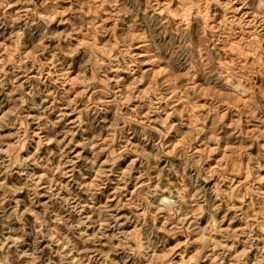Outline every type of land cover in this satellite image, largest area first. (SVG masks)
I'll return each mask as SVG.
<instances>
[{
	"label": "rangeland",
	"instance_id": "1",
	"mask_svg": "<svg viewBox=\"0 0 264 264\" xmlns=\"http://www.w3.org/2000/svg\"><path fill=\"white\" fill-rule=\"evenodd\" d=\"M164 263L264 264V0H0V264Z\"/></svg>",
	"mask_w": 264,
	"mask_h": 264
},
{
	"label": "bare ground",
	"instance_id": "2",
	"mask_svg": "<svg viewBox=\"0 0 264 264\" xmlns=\"http://www.w3.org/2000/svg\"><path fill=\"white\" fill-rule=\"evenodd\" d=\"M257 35H258V34H257ZM253 36H254V35H253ZM255 38H256V37H255ZM142 53H143V52H142ZM141 55H142V54H141ZM142 56H143V55H142ZM144 56H145V55H144ZM152 59H153V58H152ZM150 60H151V59H150ZM147 63H148V62H147ZM248 83H249V82H248ZM249 84H250V83H249ZM247 85H248V84H247ZM243 86H244V85H243ZM245 87H246V86H245ZM236 88H240V87H236ZM249 88H250V87H249ZM244 89H246V88H244ZM246 90H247V89H246ZM236 91H237V90H236ZM243 91H244V90H243ZM245 92H246V91H245ZM249 92H250V91H249ZM179 100H180V99H179ZM235 165H236V164H235ZM238 165H239V163H238ZM238 165H237V166H238ZM245 176H246V175H245ZM245 179H246V178H245ZM245 179H244V180H245ZM239 184H240V183H239ZM240 185H241V184H240ZM169 192H171V191H169ZM177 192H178V191H177ZM179 194H180V193H179ZM172 199H174V198H172ZM178 199H179V198H178ZM164 200H166V197H164V196H159V198H158V202H162V201L164 202ZM168 200H169V199H168ZM169 201H170V200H169ZM171 201H172V200H171ZM171 201L169 202V204H170V205H174V204H171V203H173L174 201H173V202H171ZM166 202H167V201H166ZM166 204H167V205H166ZM163 205L168 206V203H165V204H163ZM158 206H159V205H158ZM161 207H162V206H160V208H161ZM169 207H172V206H169ZM169 207H167V208H169ZM164 208H165V207H164ZM173 208H175V207H173ZM165 209H166V208H165ZM171 209H172V208H171ZM174 212H175V211H174ZM167 215H168V214H167ZM169 215H170V214H169ZM169 215H168V216H169ZM171 215H172V214H171ZM173 215L176 216L174 213H173ZM168 216H167V217H168ZM174 216H173V217H174ZM169 217H170V216H169ZM175 219H176V218H175ZM176 220H177V219H176ZM181 258H182V257H181ZM183 262H184V261H183ZM164 264H165V263H164Z\"/></svg>",
	"mask_w": 264,
	"mask_h": 264
}]
</instances>
